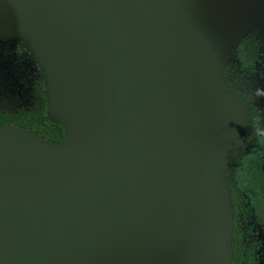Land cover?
<instances>
[{
    "label": "water",
    "instance_id": "water-1",
    "mask_svg": "<svg viewBox=\"0 0 264 264\" xmlns=\"http://www.w3.org/2000/svg\"><path fill=\"white\" fill-rule=\"evenodd\" d=\"M254 32L264 0H0L66 132L0 126V264H232L254 135L224 73Z\"/></svg>",
    "mask_w": 264,
    "mask_h": 264
},
{
    "label": "flooded vegetation",
    "instance_id": "flooded-vegetation-1",
    "mask_svg": "<svg viewBox=\"0 0 264 264\" xmlns=\"http://www.w3.org/2000/svg\"><path fill=\"white\" fill-rule=\"evenodd\" d=\"M7 47L10 48H1V55L9 59L11 51L15 50L17 56L13 57L9 65H27L28 74V69L33 63L26 55L25 49L19 44ZM20 56H23L24 61ZM9 67L12 69V76L13 71L18 74L16 69ZM224 80L234 97L249 105V121L255 132L264 133V53L259 54L253 68L239 63L227 66ZM6 86L8 93L11 87L10 84ZM39 96L41 98L40 93ZM4 120L20 121L24 126L27 123L29 129L30 122L27 119H11L0 115V125ZM258 143L256 146H245L235 152L224 174L233 205L232 246L235 251V264H249V256L255 251L256 254L264 253V145L260 141Z\"/></svg>",
    "mask_w": 264,
    "mask_h": 264
},
{
    "label": "rangeland",
    "instance_id": "rangeland-1",
    "mask_svg": "<svg viewBox=\"0 0 264 264\" xmlns=\"http://www.w3.org/2000/svg\"><path fill=\"white\" fill-rule=\"evenodd\" d=\"M16 44L21 45L25 49L21 42H17L13 39H0V45H2V47L0 46L1 48H3V46L5 48H10L7 46H14ZM14 51L15 50L11 51L12 55L11 57L9 56V59L0 53V115H4L11 119H27L30 123L38 124L41 122L42 103L39 96L38 83L44 80L43 75L38 65L30 58L31 56L28 55V51L26 49V55L29 56L30 61L33 63V65H30L28 69V74L27 65H9L10 61H13V57L17 56ZM261 52L264 53L259 35L257 32L251 33L243 38L237 47L235 52L236 62L232 64L239 63V65H245L253 68ZM4 53L8 54L7 52ZM20 57L23 59V56ZM9 66L13 67V69H16L19 75L13 71L14 74L12 76V74H10L12 69ZM7 84H10L11 87V90L9 89L8 93V86H6ZM230 93L232 94V92ZM232 96L234 97L233 94ZM243 105L247 110L248 117L250 118L251 113L249 111V105L245 103H243ZM250 128L253 130L254 137L252 143L249 146H256L259 144V141L262 143V145H264V133L261 134L255 132L251 122ZM261 261L263 262L262 264H264V253L258 252L256 254L255 251L250 254L249 264H261Z\"/></svg>",
    "mask_w": 264,
    "mask_h": 264
},
{
    "label": "trees",
    "instance_id": "trees-1",
    "mask_svg": "<svg viewBox=\"0 0 264 264\" xmlns=\"http://www.w3.org/2000/svg\"><path fill=\"white\" fill-rule=\"evenodd\" d=\"M39 93H40L41 98H42L41 122L38 124L30 123V124H28V128L33 130V131H37L45 140H47L51 143L64 142L66 139V132L63 129V127L59 124H55V123L50 122L48 119L47 101H46V97H45V86H44L43 80L39 82ZM0 126L24 127V129H27V123L24 126V123H22L20 121H15V122L5 121V122H2ZM230 161H231V159H230ZM230 161H229V164H230ZM224 174H226V173H224ZM223 177H224V175H223ZM232 240H233V236H232ZM232 264H235V251H233V262H232Z\"/></svg>",
    "mask_w": 264,
    "mask_h": 264
}]
</instances>
